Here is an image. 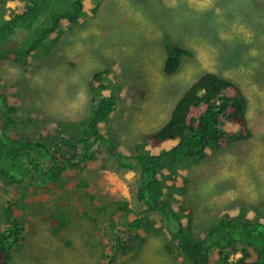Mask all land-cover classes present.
<instances>
[{
    "label": "rangeland",
    "instance_id": "obj_1",
    "mask_svg": "<svg viewBox=\"0 0 264 264\" xmlns=\"http://www.w3.org/2000/svg\"><path fill=\"white\" fill-rule=\"evenodd\" d=\"M25 2L6 0L7 9ZM86 2L83 20L73 26L62 23L55 44L45 40L22 63L12 56L0 59V88L7 86L10 93L19 95L13 97L18 104L19 132L32 133L45 121L54 125L83 118L90 107V80L105 69L108 72L101 74L96 94L115 93L116 104L102 130L108 126L125 137H118L124 150L143 151L147 138L169 118L185 90L205 71L215 72L242 89L252 135L211 146L206 156L186 169L207 194L204 199L192 194L191 203L200 209L207 205L204 218L234 215L242 207L248 208V218L256 212L264 219V205L252 206L264 202V0ZM169 43L191 51L171 75L164 70ZM80 171L79 176L94 184V200L75 189L47 185L30 190L18 203L22 207L16 211L26 230L23 242L12 249L10 264H108L112 260L116 236L111 233L113 239L104 240L110 231L102 222L114 216L116 199L131 200L136 172L119 174L104 169L100 162ZM18 190L0 182V221L8 201L20 198ZM61 195L89 215L74 217L69 226L53 231L43 219L55 207L52 201L61 202ZM101 206H106L105 212ZM65 208L70 213V207ZM133 209L128 219L143 213L141 207ZM123 218L120 214V235L126 223ZM147 228L153 229L147 223L138 233ZM166 241L162 230L149 233L139 247L137 236L131 237L111 264H177L165 249Z\"/></svg>",
    "mask_w": 264,
    "mask_h": 264
},
{
    "label": "trees",
    "instance_id": "obj_2",
    "mask_svg": "<svg viewBox=\"0 0 264 264\" xmlns=\"http://www.w3.org/2000/svg\"><path fill=\"white\" fill-rule=\"evenodd\" d=\"M86 4V0H26L8 10L6 0H0V59L12 56L16 63H22L45 40L55 44L62 33L61 24L73 26L82 21ZM190 54L187 48L169 43L165 72L175 73L181 58ZM104 72L108 71L95 72L90 80V107L83 118L61 120L54 125L45 121L32 133H20L15 121L18 104L13 97H19L17 91L10 93L7 86H3L4 90L0 88V182L19 187L20 197L8 201L0 221V264H10L12 249L23 242L25 221L16 210L17 206L21 209L18 203L30 190L35 192L36 188L54 185L64 191L78 190L94 200L97 193L93 182L79 173L97 162L119 174L136 172L131 200L116 199L114 216L102 222L110 231L109 235L106 231L103 239H113L111 233L116 236L108 264L121 249L128 247L131 237L137 236L139 247L149 233L161 230L167 238L165 249L174 262L177 259V264H264L261 214L253 211V217L248 218V208L240 207L234 215L204 218L207 205L198 208L191 203V196L207 198L205 188L194 183L193 174L186 170L206 156L211 146L251 137L247 99L240 86L215 72L205 71L177 100L169 118L147 138L143 151L131 152L119 146L117 132L113 133L108 126L102 130L116 104L115 93L96 94L95 87L100 85ZM65 196L59 197L61 202L52 201L55 207L43 219L53 231L69 226L74 217L83 219L89 215ZM261 205L263 201L252 204ZM67 206L70 213L65 211ZM136 207H141L143 213L138 216L134 213L135 217L128 219ZM105 208L101 206L100 211ZM120 214L126 221L122 235ZM147 223L153 229L147 228L140 235L138 230ZM94 225L97 227V223Z\"/></svg>",
    "mask_w": 264,
    "mask_h": 264
}]
</instances>
